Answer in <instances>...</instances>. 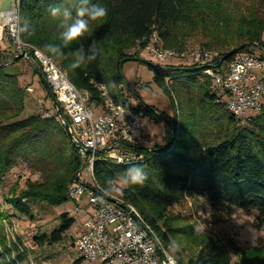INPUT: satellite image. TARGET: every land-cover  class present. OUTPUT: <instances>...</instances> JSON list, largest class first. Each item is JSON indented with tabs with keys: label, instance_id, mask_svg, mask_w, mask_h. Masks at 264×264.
<instances>
[{
	"label": "trees",
	"instance_id": "obj_1",
	"mask_svg": "<svg viewBox=\"0 0 264 264\" xmlns=\"http://www.w3.org/2000/svg\"><path fill=\"white\" fill-rule=\"evenodd\" d=\"M193 1L90 0V3L105 6L108 16L90 21L89 31L83 38L63 47V55L52 56L44 45L60 43L63 17H52L49 8H67L74 19L80 0H19L20 38L65 69L70 82L78 89L91 91L93 99H97L93 83L125 82L120 66L125 61L141 59L140 52L150 42L153 32L164 48L177 52L186 48L188 40L199 38V46L214 52V62L220 65L237 53H253L252 48H264L263 20L257 22L253 15L245 20L233 17L238 25L235 30H228L220 21L226 7L209 4L204 5L203 11L200 4ZM227 16L230 21L232 15ZM93 42L99 49L96 60L72 69V53L82 45L87 56ZM237 47L240 48L235 54L220 62L223 55ZM14 57L10 41L8 48L0 47V183L5 174L20 163L36 174L34 179H26L19 193L7 201L14 211L32 219L29 203L57 207L68 200L66 188L79 170L81 158L56 112L50 117L39 112L24 113L28 91L20 84L18 74L8 73L5 66H1ZM175 62H145L154 83L168 96L171 114L160 112L140 98L139 106L134 108L142 109L156 123H166L165 144L140 146L139 150L145 154L143 162L122 166L95 163L94 174L101 186L116 190L119 176L124 179L129 167L142 166L148 175L145 183H124L117 192L138 209L165 249L180 264H229L231 254L239 253L232 238L217 243L202 237L196 255L184 260L175 250L173 238L194 235V230L189 225H174L166 212L189 198L199 197L209 205L205 223L216 224L236 209L254 210L257 218L264 221V106L244 119L236 117L226 108L225 94L212 89L210 78L203 74L204 66ZM33 73L38 77L37 66ZM108 89L112 94L115 92ZM197 92L196 104L202 105L207 114L202 119L190 113ZM174 95L179 119L172 100ZM45 97L48 98L46 91ZM123 103L126 104V100ZM9 218L10 215L0 209V264H29L19 237L8 236ZM74 222L73 216L61 213L57 227L49 234L36 235L34 240L38 244L59 243ZM82 262L80 257L74 264Z\"/></svg>",
	"mask_w": 264,
	"mask_h": 264
},
{
	"label": "built area",
	"instance_id": "obj_2",
	"mask_svg": "<svg viewBox=\"0 0 264 264\" xmlns=\"http://www.w3.org/2000/svg\"><path fill=\"white\" fill-rule=\"evenodd\" d=\"M6 9L0 13V26L12 44L13 55L27 51L30 55L23 58L32 59L41 68L69 120L70 139L80 153V168L67 185L66 194L74 202L73 212L84 215L73 243L83 260L94 264H180L138 209L119 192L101 186L94 174L95 163L122 166L143 162L145 154L139 150L145 140L142 119L151 123L154 119L142 109H134L139 100L124 98L121 85L112 94L102 87L105 84L93 83L97 99L92 98L91 91L75 87L49 56L21 40L19 0ZM260 51L237 53L220 65L214 62V52L199 45L181 52L166 49L153 32L141 54L158 64L187 60L204 66L203 74L210 78L212 89L225 94L227 110L244 119L264 106V48ZM26 90L33 92L29 86ZM128 91L136 94L135 88L129 87ZM38 112L51 116L44 106ZM121 159L125 163H120ZM85 193L87 202L79 206Z\"/></svg>",
	"mask_w": 264,
	"mask_h": 264
},
{
	"label": "rangeland",
	"instance_id": "obj_3",
	"mask_svg": "<svg viewBox=\"0 0 264 264\" xmlns=\"http://www.w3.org/2000/svg\"><path fill=\"white\" fill-rule=\"evenodd\" d=\"M200 4L204 11V5H219L226 7L220 19L225 29L235 30L237 27L236 18H244L252 15L257 22L264 21V2L260 0H194L193 3ZM14 3V2H13ZM232 15L228 21V16ZM227 25V26H224ZM199 37V36H197ZM264 40V32L262 33ZM162 44V42H161ZM200 45L199 38L188 40L186 49ZM231 45H234L232 42ZM135 50V49H134ZM133 50V51H134ZM137 51V50H136ZM254 54H261L260 49L252 48ZM141 53V52H140ZM139 61H125L120 66L121 74L124 76L125 82L118 83L121 89H125L122 96L126 99L140 98L144 103L154 106L157 110L166 115L172 112L168 96L157 86L152 79V72L149 70L145 62L155 63L148 59L147 55L141 54ZM175 62V61H173ZM189 64L187 60L184 62L176 61L174 64ZM172 64V63H171ZM37 65L31 59L22 58L21 60L5 66V70L11 74H18L19 82L24 87H32L33 92H26V102L24 113L32 115L38 113V108L44 106L50 113L55 110L49 100L45 97V90L41 87L37 75L33 73L34 67ZM65 72L66 70L63 69ZM67 74V72H66ZM68 75V74H67ZM205 75V74H204ZM143 83V86H141ZM129 87L136 89V94L128 91ZM112 89V90H117ZM194 102L193 111L195 116L201 119L206 117V110L202 105L196 104L199 99V93ZM137 96V97H136ZM135 97V98H134ZM175 113L179 119V110L177 109V99L172 97ZM186 101V100H185ZM196 118V117H195ZM147 119H142L143 127L147 124ZM163 127L162 134L159 137H150V140H144V147L153 145L163 146L167 140L166 123L160 122ZM178 127V126H177ZM155 140V141H154ZM26 164L20 163L17 167L7 172L0 183V209L7 215H10L11 226L7 227V233L10 238L19 237L21 245L25 250V261L29 264H74V261L81 257L79 251L73 245L74 239L80 233L81 223L83 221V213H74L72 200L65 201L62 205L52 207L46 203H29L32 213V219L28 216L20 215L14 211L7 202L10 197L16 196L20 189L25 186V181L29 177L34 179L36 174L31 172ZM30 171V172H29ZM118 188L111 189L112 192L119 191L124 187V179L119 176L116 179ZM87 202L86 193L81 201L77 204L82 206ZM67 212L75 219L72 227L66 231L61 242L48 245L46 243L38 244L34 237L40 233L49 234L58 225V216ZM74 213V214H73ZM170 220L176 226L189 225L194 230V235H178L173 238L175 250L180 252L183 259H189L196 255L202 237L212 239L220 243L226 242L228 238L239 247L238 254H231L229 264H264V221L257 218L254 210L236 209L234 212L216 224L205 223V219L209 216V205L203 198L193 197L180 204L172 206L166 212ZM257 223V226H256ZM81 264H94L87 260H83Z\"/></svg>",
	"mask_w": 264,
	"mask_h": 264
},
{
	"label": "clouds",
	"instance_id": "obj_4",
	"mask_svg": "<svg viewBox=\"0 0 264 264\" xmlns=\"http://www.w3.org/2000/svg\"><path fill=\"white\" fill-rule=\"evenodd\" d=\"M7 11V9H5ZM52 17H63V31L59 34L60 43H48L44 45L47 53L52 56L63 55L62 48L80 40L89 31L90 21L102 20L108 16V9L100 4L90 3V0H80L79 7L75 10V18H72V13L67 9L52 6L49 8ZM70 21V22H69ZM89 54L85 56L84 48L81 45L75 52L72 53L71 68L77 69L84 63H91L96 60L99 54V49L95 42L88 49ZM105 91L108 88L116 89L119 84L115 81H110L108 85L102 86ZM120 163H125L123 159ZM148 179V175L144 168L140 165H134L127 169L124 181L131 185H143ZM111 183V181H109Z\"/></svg>",
	"mask_w": 264,
	"mask_h": 264
},
{
	"label": "water",
	"instance_id": "obj_5",
	"mask_svg": "<svg viewBox=\"0 0 264 264\" xmlns=\"http://www.w3.org/2000/svg\"><path fill=\"white\" fill-rule=\"evenodd\" d=\"M244 45H241L240 47H243ZM240 47H237V48H234V49H231L230 51H228L225 55H223L221 58H220V62H222L223 60L227 59L228 57H230L231 55L235 54L236 51L240 48ZM26 54L30 55L27 51H23L22 53L20 54H17L14 59L12 60H18V59H21L23 58ZM11 60V61H12ZM137 61H142L141 59H136ZM11 61H8L6 63H3L1 64L2 67L4 66H7ZM38 67V77H39V81L40 83L42 84L44 90L46 91L47 95H48V98L59 118V120L61 121V124L63 125L65 131L69 134V130H68V123L64 117V113L62 111V108L60 106V104L58 103V101L56 100L54 94H53V91L48 83V81L46 80L45 76L43 75V72L41 70V68L39 66Z\"/></svg>",
	"mask_w": 264,
	"mask_h": 264
},
{
	"label": "crops",
	"instance_id": "obj_6",
	"mask_svg": "<svg viewBox=\"0 0 264 264\" xmlns=\"http://www.w3.org/2000/svg\"><path fill=\"white\" fill-rule=\"evenodd\" d=\"M14 1L15 0H0V13L4 9H6L7 7L11 6ZM0 47L3 49H6L9 47V40L7 39V37L5 35H3V30L1 28V26H0ZM143 128H144V134H145L146 140H150V137H156V138L159 137V135L162 134V130H163V127L161 126L160 122L159 123H156V122L151 123V122L147 121L146 126Z\"/></svg>",
	"mask_w": 264,
	"mask_h": 264
}]
</instances>
